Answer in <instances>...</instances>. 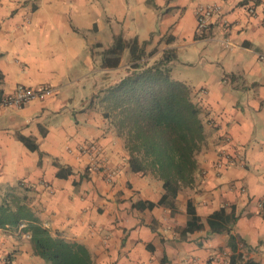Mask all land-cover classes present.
<instances>
[{
  "label": "crops",
  "instance_id": "1",
  "mask_svg": "<svg viewBox=\"0 0 264 264\" xmlns=\"http://www.w3.org/2000/svg\"><path fill=\"white\" fill-rule=\"evenodd\" d=\"M209 4L222 12L198 38L196 11ZM118 36L143 45L144 66L168 53L171 76L200 110L198 168L174 210L137 206L159 202L164 184L131 170L125 139L99 107L101 92L135 71L129 48L117 67H103ZM262 57L264 0H0V201L10 189L27 196L43 225L85 245L95 264H230L229 235L210 234L207 219L234 206L245 259L264 264ZM17 85L56 93L22 108L3 105ZM89 142L101 149L94 162L80 150ZM237 148L245 162L218 170L220 151ZM189 202L204 228L183 237ZM27 236L0 228V264H45Z\"/></svg>",
  "mask_w": 264,
  "mask_h": 264
},
{
  "label": "trees",
  "instance_id": "2",
  "mask_svg": "<svg viewBox=\"0 0 264 264\" xmlns=\"http://www.w3.org/2000/svg\"><path fill=\"white\" fill-rule=\"evenodd\" d=\"M205 35L198 34V38ZM127 48L135 62V71L101 92L104 116L112 119L118 134L125 139L131 170L141 176L151 174L164 184L165 193L159 202H141L137 206L140 209L164 206L174 210L179 192L194 183L198 168L197 155L205 140L200 110L193 102L191 89L171 76L168 53L157 64L144 66L145 52L137 39L127 43L121 36L116 37L114 45L103 53V67H117ZM1 80L0 74V83ZM19 139L30 150H38L32 139L24 136ZM58 175L67 177V173ZM188 216L183 237L204 228L191 202ZM237 221L235 207L224 206L208 217L207 224L210 234L229 235L230 264H260L245 259L246 242L234 233ZM0 228L21 229L30 235L34 254L46 264H95L85 245L53 235L29 206L27 196L12 189L0 201Z\"/></svg>",
  "mask_w": 264,
  "mask_h": 264
},
{
  "label": "built area",
  "instance_id": "3",
  "mask_svg": "<svg viewBox=\"0 0 264 264\" xmlns=\"http://www.w3.org/2000/svg\"><path fill=\"white\" fill-rule=\"evenodd\" d=\"M222 12L221 5L209 4L205 6H200L196 11L197 16V32L199 34L206 33L211 25V21L215 15H220ZM227 46L231 45L230 41H225ZM264 59V57H262ZM226 82V81H225ZM56 93V89L50 85H44L39 88H30L25 85H17L11 94L7 95L3 99V105L14 106L17 108H22L34 100H44L48 97L53 96ZM223 140L226 143L231 142V138L225 135ZM92 155V161L94 162L99 156L101 149L95 142H89L85 144L80 149ZM245 162V155L242 149H235L234 151H220L218 155V160L216 161L215 167L218 170L226 169L230 166L237 165L239 163ZM113 177V173L109 175ZM242 191H245L242 189ZM30 238V235L27 236ZM2 264H11V260L8 257L3 258Z\"/></svg>",
  "mask_w": 264,
  "mask_h": 264
},
{
  "label": "rangeland",
  "instance_id": "4",
  "mask_svg": "<svg viewBox=\"0 0 264 264\" xmlns=\"http://www.w3.org/2000/svg\"><path fill=\"white\" fill-rule=\"evenodd\" d=\"M99 107H100V108H102V107H103V105H102V102H101V101H99ZM17 193H18V192H17ZM2 199H3V198H2ZM2 199H1V200H2ZM45 264H46V263H45Z\"/></svg>",
  "mask_w": 264,
  "mask_h": 264
}]
</instances>
